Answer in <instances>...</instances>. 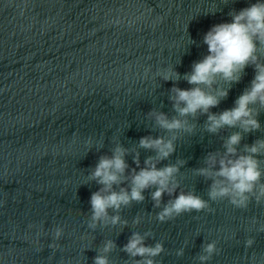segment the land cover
I'll return each instance as SVG.
<instances>
[{
    "label": "water",
    "instance_id": "95a60500",
    "mask_svg": "<svg viewBox=\"0 0 264 264\" xmlns=\"http://www.w3.org/2000/svg\"><path fill=\"white\" fill-rule=\"evenodd\" d=\"M253 2L0 0V264H95L97 256L109 264H264V177L246 206H238L231 194L212 198L222 178L200 172L218 171L232 134H242L238 155L264 140L259 103L252 106L259 129L207 128L210 113L234 107L250 87L254 65L238 82L216 85L228 95L210 113L181 117L173 100V88L193 87L184 76L207 55V31ZM257 55L264 63V43ZM169 70L179 78L165 79ZM160 113L185 127L162 128ZM144 137L171 139L174 151L158 160L155 149L141 146ZM118 147L128 167L113 190H130L132 175L150 158L157 168L178 167L177 186L159 204L151 186L143 200L94 219L91 196L103 185L93 172ZM212 155L215 165L208 162ZM257 158L264 169V151ZM181 192L207 206L160 219ZM136 233L163 250L132 256L125 245ZM213 242L216 250L201 260Z\"/></svg>",
    "mask_w": 264,
    "mask_h": 264
},
{
    "label": "clouds",
    "instance_id": "9594fccd",
    "mask_svg": "<svg viewBox=\"0 0 264 264\" xmlns=\"http://www.w3.org/2000/svg\"><path fill=\"white\" fill-rule=\"evenodd\" d=\"M207 45V55L195 62L190 73L185 74L186 79L193 87L189 89L173 88L175 95V108L179 116L189 114L210 113V110L219 105L221 100L228 95V88L216 87L220 81L229 85L238 82L249 65H254L255 76L248 87L235 101L234 107L220 113L208 115L207 128L210 132H217L221 128L239 126L246 132L260 128L257 119L258 112L252 106L259 103L264 105V63L260 62L257 55L259 43H264V0H254L249 6L234 12L230 22L213 25L204 36ZM165 79H178L179 74L169 70ZM157 123L167 130H176L185 127L186 121L179 118L169 119L166 114L156 116ZM242 134L236 132L225 142V157L219 160V169L215 173L208 168L200 169L201 174L215 175L222 180L212 186L210 196L212 198L223 197L231 194L233 203L238 206H246L248 193L255 190L257 183L264 177V169L260 167L257 154L264 151V140H258L246 148V154H237ZM141 146L155 149L157 159H164L174 151L173 140H165L163 137H144L140 141ZM235 156V158H232ZM211 165L217 163L216 156L208 158ZM146 167L140 169L131 177V188L113 190V186L126 179L124 173L128 167L125 160V149L118 147L110 157H102L97 164L93 177L103 185L100 191L91 196V206L94 219H100L108 214L109 208L119 209L122 205L129 204L132 200L144 199L145 189L156 186L157 190L152 194L153 199L159 204L162 195L175 190L177 185L172 184V178L178 171L175 165L157 168L150 158L146 161ZM171 185V186H170ZM207 206V202L194 193L181 192L160 213V219L179 214L193 209L199 210ZM119 217H113L117 222ZM249 244L252 241H248ZM111 241L105 246L107 252L112 248ZM125 249L132 256L154 257L163 250L161 244L149 247L144 243V237L139 233L134 234ZM216 250L215 243L206 246L208 255L201 260L209 259ZM95 264H109L107 257L97 256ZM142 264H154L152 259H147Z\"/></svg>",
    "mask_w": 264,
    "mask_h": 264
}]
</instances>
